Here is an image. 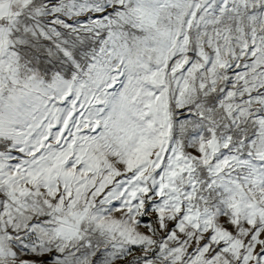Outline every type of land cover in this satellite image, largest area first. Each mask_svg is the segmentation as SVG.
<instances>
[{
  "label": "snow or ice",
  "instance_id": "1",
  "mask_svg": "<svg viewBox=\"0 0 264 264\" xmlns=\"http://www.w3.org/2000/svg\"><path fill=\"white\" fill-rule=\"evenodd\" d=\"M0 264H264V0H0Z\"/></svg>",
  "mask_w": 264,
  "mask_h": 264
}]
</instances>
